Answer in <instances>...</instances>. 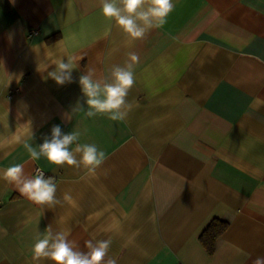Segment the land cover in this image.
Instances as JSON below:
<instances>
[{
    "label": "crops",
    "instance_id": "1",
    "mask_svg": "<svg viewBox=\"0 0 264 264\" xmlns=\"http://www.w3.org/2000/svg\"><path fill=\"white\" fill-rule=\"evenodd\" d=\"M172 2L163 26L129 43L100 0H0V264H52L32 252L49 224L81 250L110 240L117 264L264 256V0ZM131 53L126 119L87 117L80 75L110 82ZM70 56L73 82L57 85L48 73ZM54 125L80 133L72 150L104 151L94 174L31 159L24 143L38 150ZM16 163L53 176L61 203L21 195L3 178ZM214 217L228 227L209 255L198 236Z\"/></svg>",
    "mask_w": 264,
    "mask_h": 264
},
{
    "label": "clouds",
    "instance_id": "2",
    "mask_svg": "<svg viewBox=\"0 0 264 264\" xmlns=\"http://www.w3.org/2000/svg\"><path fill=\"white\" fill-rule=\"evenodd\" d=\"M101 14L115 24L128 37V42L143 39L153 28H159L166 23L167 17L173 11L172 0H100ZM131 63L125 66L115 65L111 69L109 78L104 80L94 78L93 69H89L79 77V84L85 103L88 106L87 117L97 114H107L112 121L126 119L131 105L126 98L135 84L133 66L139 63V57L131 53ZM55 68L48 76L57 85L73 82V71L79 67L74 56L59 58L54 61ZM79 132L65 133L59 125L51 129L50 137L46 136L38 145V150L30 143L24 147L32 160H39L43 156L50 164L62 167L64 165L83 167L90 174L104 161V151L95 144H76ZM76 154H80L77 159ZM3 178L13 183L21 195L38 205L61 203L57 198V185L53 176L45 175L38 170L34 177L25 175L24 166L13 164L3 171ZM71 196L64 195L65 201H71ZM110 240H86L84 249L69 239V233L64 231L53 232L49 224L36 239L32 246L33 257L36 260H48L52 264H117V261L108 256ZM253 264H264V256L257 257Z\"/></svg>",
    "mask_w": 264,
    "mask_h": 264
},
{
    "label": "trees",
    "instance_id": "3",
    "mask_svg": "<svg viewBox=\"0 0 264 264\" xmlns=\"http://www.w3.org/2000/svg\"><path fill=\"white\" fill-rule=\"evenodd\" d=\"M228 227V221L218 217L212 218L200 232L198 238L209 255H212L216 249V243L220 235Z\"/></svg>",
    "mask_w": 264,
    "mask_h": 264
},
{
    "label": "built area",
    "instance_id": "4",
    "mask_svg": "<svg viewBox=\"0 0 264 264\" xmlns=\"http://www.w3.org/2000/svg\"><path fill=\"white\" fill-rule=\"evenodd\" d=\"M38 170L42 171L40 168H36V169L34 170V175L37 173Z\"/></svg>",
    "mask_w": 264,
    "mask_h": 264
}]
</instances>
